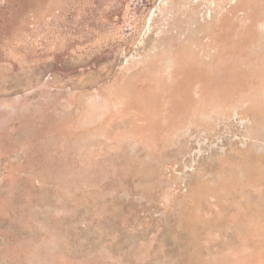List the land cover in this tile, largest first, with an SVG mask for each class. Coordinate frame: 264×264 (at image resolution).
I'll use <instances>...</instances> for the list:
<instances>
[{
	"label": "rangeland",
	"instance_id": "1",
	"mask_svg": "<svg viewBox=\"0 0 264 264\" xmlns=\"http://www.w3.org/2000/svg\"><path fill=\"white\" fill-rule=\"evenodd\" d=\"M0 264H264V0H0Z\"/></svg>",
	"mask_w": 264,
	"mask_h": 264
}]
</instances>
